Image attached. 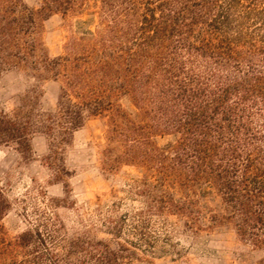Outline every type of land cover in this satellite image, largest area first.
I'll return each mask as SVG.
<instances>
[{
	"label": "trees",
	"instance_id": "trees-1",
	"mask_svg": "<svg viewBox=\"0 0 264 264\" xmlns=\"http://www.w3.org/2000/svg\"><path fill=\"white\" fill-rule=\"evenodd\" d=\"M88 14L93 27L79 24L52 57L44 22ZM11 71L59 93L50 112L38 87L0 110V146L30 160L44 136V163L67 190L66 149L101 119L100 169H138L125 192L141 207L71 232L52 200L9 240L0 189V264H136L156 254L155 222L166 230L170 217L193 237L228 223L264 250V0H0V79ZM209 193L221 215L203 205Z\"/></svg>",
	"mask_w": 264,
	"mask_h": 264
},
{
	"label": "rangeland",
	"instance_id": "rangeland-1",
	"mask_svg": "<svg viewBox=\"0 0 264 264\" xmlns=\"http://www.w3.org/2000/svg\"><path fill=\"white\" fill-rule=\"evenodd\" d=\"M34 8L41 0H25ZM94 0H91L93 2ZM93 27L95 21L90 14L78 18H64L54 15L44 22L43 39L52 57L62 53V46L71 31H77L79 24ZM31 87L41 91L42 109L50 112L55 108L59 84L53 81L38 83L24 74L11 71L0 79V110L11 113L20 105L21 97ZM124 106L131 110L129 103ZM104 123L91 119L74 134L66 149L65 177L67 190L55 181L54 173L44 163L48 155L47 140L42 135L33 139L34 157L23 158L10 147L0 146V189L11 203L3 219L9 240L15 239L29 227L34 207L45 209L52 200L59 206L57 213L71 232H80L87 225L98 224L100 219L132 212L141 207L125 192L133 179L140 177L138 169L125 167L119 173L109 175L100 169L98 151L103 144ZM121 202L120 208L112 212V204ZM207 210L221 215V200L215 193L202 199ZM29 217V218H28ZM171 236L168 240L165 232ZM154 235L159 237L155 255L141 258L136 264H264V250L241 243L228 223L217 224L210 231L197 237L186 233L179 219H167V228L160 221L155 222ZM98 236L106 237L98 231Z\"/></svg>",
	"mask_w": 264,
	"mask_h": 264
}]
</instances>
